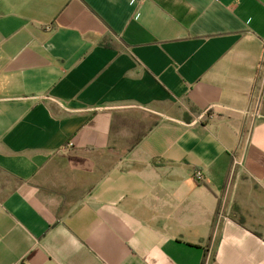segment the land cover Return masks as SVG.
Instances as JSON below:
<instances>
[{"label":"crops","instance_id":"0c3cea01","mask_svg":"<svg viewBox=\"0 0 264 264\" xmlns=\"http://www.w3.org/2000/svg\"><path fill=\"white\" fill-rule=\"evenodd\" d=\"M0 264H264V0H0Z\"/></svg>","mask_w":264,"mask_h":264},{"label":"built area","instance_id":"2783aa9c","mask_svg":"<svg viewBox=\"0 0 264 264\" xmlns=\"http://www.w3.org/2000/svg\"><path fill=\"white\" fill-rule=\"evenodd\" d=\"M196 179H197L198 181H200V180L202 179V175H201L200 173H198Z\"/></svg>","mask_w":264,"mask_h":264}]
</instances>
